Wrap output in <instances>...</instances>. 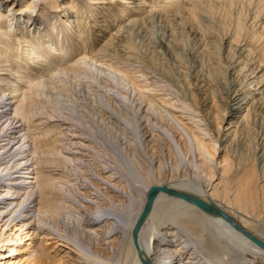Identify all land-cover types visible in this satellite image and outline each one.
Wrapping results in <instances>:
<instances>
[{
  "label": "bare ground",
  "instance_id": "6f19581e",
  "mask_svg": "<svg viewBox=\"0 0 264 264\" xmlns=\"http://www.w3.org/2000/svg\"><path fill=\"white\" fill-rule=\"evenodd\" d=\"M110 3L119 17L103 13ZM93 4L102 6L86 26L73 2L0 0V33L14 38L0 40V264L264 263V250L244 233L164 191L134 238L149 192L164 188L213 205L264 244V167L232 170L227 156L264 101V64L225 38L224 53L237 55L218 81L226 90L217 97L220 122L199 92L129 64L133 40L152 21L175 22L181 0ZM31 37L46 49L68 48L70 57L51 52L46 64ZM12 45L31 62L22 74ZM71 93L74 102L64 104ZM200 107L210 115L194 120ZM256 148L264 159V136ZM215 151L225 158L218 162ZM59 247L69 256H58Z\"/></svg>",
  "mask_w": 264,
  "mask_h": 264
},
{
  "label": "rangeland",
  "instance_id": "374dc122",
  "mask_svg": "<svg viewBox=\"0 0 264 264\" xmlns=\"http://www.w3.org/2000/svg\"><path fill=\"white\" fill-rule=\"evenodd\" d=\"M95 1L97 0H64V3L73 2L76 10L79 12L81 22H84L86 26H89L92 22V16L96 14L102 6H95L93 4ZM190 1L193 0H181L183 10L177 13L175 22H158V20H155L149 23L147 26V32L133 40L132 46L136 60L134 59L132 63L129 64L134 63L133 66L136 67L140 65L139 68L142 69L143 67L142 70L145 72L148 71L147 73H150L153 77L155 76V78L161 80L162 83L174 85L173 88L176 90L181 89L184 91H190L197 95L199 92L198 97L202 96L203 100H206V102L208 101L207 103L214 102L211 109V112H213L212 117L215 115L214 117L221 122L223 116V104L220 103L222 101H219L217 97H223L226 90L224 86L218 84V81H224L223 79L226 78L224 70L226 60H230L234 55H237L235 49L231 50L232 52L230 51L231 53L229 52L228 55L227 53H224L223 41H225V38L231 40L233 44L242 41L241 44L245 45L244 47L250 51L251 55L253 54L258 61L264 64V0H214L196 6H192ZM106 6L109 7V11H103L104 14L108 15L109 13H113L119 17L120 13L117 11L116 4L111 5L110 3ZM60 15L62 16V14ZM128 16L129 15L125 17ZM117 23H120V21ZM238 24L241 26L239 32L236 31ZM235 25L236 27H234ZM113 28L114 27H111V30ZM164 38H168L167 40H169L170 52L161 44V40ZM0 40L1 42H7L14 40V38L8 35L6 28H2ZM31 40L33 43L31 48L34 50V53L41 56L46 64H51L49 59V54L51 52L59 56L62 60H65L66 57H70L69 52L67 51L68 48L62 49L54 45L52 46L53 48L46 49L44 47L45 43L41 44L40 41L34 39V37H31ZM15 45H12V47L15 51L14 56H17L15 58L18 61L16 63L19 67L18 73L22 74V72H26L28 67L30 68L31 62L24 60L21 54L22 50H20V47L19 49L18 47H15ZM225 55H227V58H225ZM11 59L12 61L9 63H14V57H11ZM55 65L56 64H54L53 67ZM121 66H123V68L125 67V69L130 68L127 64ZM181 71L184 72L182 73ZM199 86L200 90L196 92V89L199 88ZM62 98L63 100H66L67 98V101H62L64 104H72V102H74L72 100L75 97L71 93L68 95L66 94V96H63ZM53 102L56 101H52V103ZM82 102L80 101L78 103L83 104ZM87 102L91 103L92 101ZM263 102L261 108L255 112L256 115L253 114L250 117L248 122L249 125H247L243 134L236 135L233 143L229 145L230 147L227 156L232 165V170L249 162L255 164L257 170L264 167V159L258 158L256 152L257 138L260 135L264 136ZM203 109L205 110V108L201 109L200 107L199 115L197 114L198 116L194 120L206 115V117H208L210 115V110L204 111ZM210 126L214 133V118H211ZM247 130L252 132V134H248ZM215 153V158L218 162L222 161L226 156L224 153H219L217 155V151H215ZM59 250L60 252L58 253V256L68 255L64 253L67 252L66 250H63L60 247ZM5 252H7V249H0V254ZM257 264L264 263L263 261L258 260Z\"/></svg>",
  "mask_w": 264,
  "mask_h": 264
},
{
  "label": "water",
  "instance_id": "95a60500",
  "mask_svg": "<svg viewBox=\"0 0 264 264\" xmlns=\"http://www.w3.org/2000/svg\"><path fill=\"white\" fill-rule=\"evenodd\" d=\"M159 191H164L174 197H177L179 199H182L185 202H188L194 206H196L198 209H200L201 211L210 214V215H215L221 219H223L226 223H228L229 225H231L232 227H234L235 229L241 231L242 233H244L251 241H253L255 244H257L259 247H261L264 250V244L260 241H258L257 239H255L254 237L248 235L245 231H243L239 226H237L228 216H226L225 214L221 213L217 208H215L213 205L209 204V203H205L204 201H202L201 199H199L196 196L190 195V194H186V193H181V192H175V191H170L164 188L158 189V188H153L148 195V199H147V203L146 206L143 210V213L138 221V225L135 228L134 231V238H135V232L137 231V228L139 226V224L143 221V219L145 218L147 212L149 211V207L151 205V202L153 201V198L155 197V195L159 192ZM147 264V263H145Z\"/></svg>",
  "mask_w": 264,
  "mask_h": 264
}]
</instances>
